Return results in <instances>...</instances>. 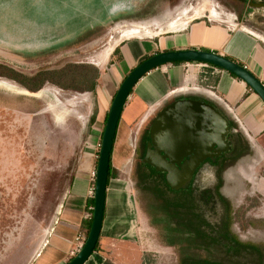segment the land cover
<instances>
[{
	"label": "rangeland",
	"instance_id": "rangeland-1",
	"mask_svg": "<svg viewBox=\"0 0 264 264\" xmlns=\"http://www.w3.org/2000/svg\"><path fill=\"white\" fill-rule=\"evenodd\" d=\"M249 1L0 0V65L26 75L66 63H90L98 69L93 91L64 89L46 82L40 96L19 93L14 89L21 87L18 82L0 76V82L5 83L0 84V264L31 263L75 172L80 165H90L88 152L93 154L90 162L96 164L113 93L138 62L162 51H152L128 63L122 51L128 44L123 43L126 37L122 34L139 25L148 36L162 33L169 38L168 25L172 22L181 23L198 9L202 14L194 19L206 20L208 9L214 8L218 14L214 23L224 26L223 20L232 13L230 25H249L264 33V9H252ZM184 27L180 25L175 31L179 33ZM182 64L167 63L146 74L139 91L147 94L146 87L153 88L148 103L136 116L122 117L111 163L119 187L125 190L126 205L132 209L131 213L124 206L122 214L124 219L128 218L126 214L132 216L133 230L109 241V247L102 245L109 260L116 256L117 264H180L175 246L164 241L171 230L163 229L166 223L160 219L164 212L160 202L177 194L167 191L160 176L138 186L136 166L140 161L139 138L153 115L144 122L142 117L149 107L159 108L181 94L170 93L164 98L169 89L181 87V72L186 71L180 69ZM173 67L179 71H170ZM169 74L177 77L173 84L166 85ZM206 82L200 71L195 85L206 87ZM184 94L207 98L196 90ZM237 130L233 129L232 138L244 147L245 138ZM230 157L226 158L224 172L198 174L186 201L195 205L194 212L206 223L201 228L211 238L221 239V233L229 232L242 242L264 244V154L251 148L236 160L234 152ZM212 187L216 188L215 196L207 201L205 195ZM164 207L168 208L166 204ZM225 245L213 242L194 251L199 258L217 264H256L252 255L238 258L234 250L227 252Z\"/></svg>",
	"mask_w": 264,
	"mask_h": 264
},
{
	"label": "crops",
	"instance_id": "crops-1",
	"mask_svg": "<svg viewBox=\"0 0 264 264\" xmlns=\"http://www.w3.org/2000/svg\"><path fill=\"white\" fill-rule=\"evenodd\" d=\"M215 9H208L210 15L207 16L206 20L194 19L202 14V12L197 14V11H201V9H198L191 16L185 17L181 23L179 21H176L177 23L172 22L171 25H168V27L170 26L168 30L171 33L169 38L161 36L163 35L162 33H156L154 36L146 38H125L123 43L125 42L128 45H124L122 51L128 60L127 62L129 63V61L136 58L140 59L145 54L156 50L188 47L206 48L244 65L264 84V33L249 25H236L235 22H233L235 25H230L229 21L234 18L232 13L227 16V20H223L226 23L224 26L216 24L212 21L218 20L217 18H212L213 16H218ZM183 24H185V27L177 33L175 30ZM142 33L145 34V32ZM109 56L110 54H108L106 60ZM197 63L185 62V64L183 63L182 66H179L181 67L180 69H186L185 72H181V87L169 89L164 98L172 95L170 93L179 92L184 94L187 91L196 90L207 98L215 100L236 121L239 130L251 144L250 150L252 148V150L255 149L264 154V103L260 97L243 80L234 77L228 71L214 66L205 69L203 67H206V63ZM160 67L162 68L164 65ZM170 71L177 72L179 69L173 67ZM200 71L204 73V78L209 82L206 87H198L194 83ZM176 77L174 74H169L166 85L173 84ZM143 79H140L135 85L123 107L116 129L115 141L124 114L129 117L136 116L143 105L148 103L147 98L151 97L153 93V88L150 85L146 87L147 94L139 91L140 83ZM152 109L153 106L149 107L148 112L143 115L142 119L148 113H151ZM114 143L111 161L114 154ZM86 155L90 165H80L75 172L49 224V229L47 228L48 233L43 237L33 253L30 264H65L71 255L78 251L79 244L84 242L91 217L89 205L91 195H89L88 190L94 186L91 172L95 171L96 167L95 163L90 162L93 154L88 152ZM116 180V177L111 178L107 185L105 211L98 239L99 249L94 251L84 264H102L109 256L105 253L104 248L105 246L109 247L110 244L112 245L109 241L117 239L123 234L132 233V216L130 217V214H126L128 218L124 219L123 215L125 213L124 206L128 205L125 190L119 187ZM126 211L132 213L131 206ZM104 244L105 246L103 247L102 245ZM116 259L115 256V259L110 261L117 264Z\"/></svg>",
	"mask_w": 264,
	"mask_h": 264
},
{
	"label": "water",
	"instance_id": "water-1",
	"mask_svg": "<svg viewBox=\"0 0 264 264\" xmlns=\"http://www.w3.org/2000/svg\"><path fill=\"white\" fill-rule=\"evenodd\" d=\"M175 61L208 63L226 70L243 80L264 103V84L261 80L244 65L211 50L198 47L167 49L153 52L138 62L125 75L111 100L95 167L91 225L82 246L65 264H84L98 242L103 223L114 136L131 91L150 71ZM228 132V120L205 100L193 98L173 100L160 110L151 124L150 141L143 161L156 166L157 169L167 171L165 181L170 188L184 187L191 178L192 170L208 155L210 147L217 145L216 150L220 151L227 146L225 136ZM199 149L203 150L202 154H197ZM188 153L193 155L182 166L184 172L174 173V162H180V158Z\"/></svg>",
	"mask_w": 264,
	"mask_h": 264
},
{
	"label": "trees",
	"instance_id": "trees-1",
	"mask_svg": "<svg viewBox=\"0 0 264 264\" xmlns=\"http://www.w3.org/2000/svg\"><path fill=\"white\" fill-rule=\"evenodd\" d=\"M202 49L208 50L206 48H202ZM114 51H118V49L115 48ZM189 62H192V61H189ZM193 62H196V61H193ZM171 63L180 64V63H185V61H175ZM208 65L217 67L212 64H208ZM230 74L233 75L234 77H237L232 73ZM0 76L15 80L22 87H24L30 92H35V91L38 92L39 90H41V87L46 82L55 84L58 87H61L64 89H72L76 91H93L96 85V80L98 78V69L96 66L90 63H66L65 65L57 69H41L35 72L34 74L26 75L8 66L0 65ZM206 101L212 102V100L210 101V99L209 100L206 99ZM220 111L227 117L231 127L238 129L237 132L239 133V136L243 135L241 130H239V127L236 121H234V119L231 118L222 107H220ZM106 117H107V114H106ZM106 117H105V121H106ZM93 119L94 117L92 116L91 120ZM243 137L245 138V139L242 138L243 139L242 141H244V147L240 145L241 144L240 141H237V143L233 144L230 148V150L235 153V157L233 160H236V158L246 154L250 150L249 141L246 139L244 135ZM147 139H148V129L145 131V134L143 135V141ZM114 141H115V136H114ZM111 154H112V150H111ZM140 157H141V154H140ZM96 163H97V158H96ZM140 167H141V164H139L136 169L137 171L136 175H138L140 179L139 183L137 182L138 186L146 184V181L151 176L148 172L147 173L142 172ZM115 177H116V169L113 168L112 163H111V157H110L107 185L109 183V180ZM161 182L164 184L165 187L168 188V184L165 182L162 176H161ZM93 184H94V181H93ZM144 188L147 189V186H145ZM157 190L159 189L157 188ZM190 197H191L190 194L189 195L185 194L184 196L179 197V199L184 198L187 200L188 198L190 199ZM165 201L166 199L164 200L163 203L160 204L162 211H164V212H161L160 219H162L166 223L163 229L165 228H167L168 230L170 229L171 233L167 234L168 239L166 238V240L164 241L168 245L175 246V249L177 253L179 254L180 264H217L216 262L211 261L210 259L199 258V255L194 251V250H199L201 248H208L209 245L213 244V242L226 244L225 246H226L227 252L234 250V254L236 256H239L238 258L240 257L246 258V256L252 255L254 259H256V264H264V244L242 242L236 236L231 235L229 232L221 233V239L217 238L216 236L211 238L208 232H206V230H204L203 227L201 228V225L204 226L206 224L203 219H201V223L200 224L198 223V225L196 226L190 220L189 216L191 212H190L189 206L186 207L185 204H183L182 206L184 210H182L181 208H179L180 204L177 205L178 203H176V208H173V209L165 208L164 207V205L166 204ZM188 202L191 203L190 200ZM89 205H90L91 217H90V223L88 224L86 234L89 231L91 220H92V211H93V205H94L93 195L91 196L89 200ZM227 208H228V205H227ZM104 211H105V207H104ZM186 212L189 215L186 214ZM226 224L227 223L225 222L224 226ZM98 249H99V241L97 242L94 248V251H97ZM102 264H113V263L109 259H105L102 262ZM218 264H225V263L222 262ZM230 264H232V262Z\"/></svg>",
	"mask_w": 264,
	"mask_h": 264
},
{
	"label": "flooded vegetation",
	"instance_id": "flooded-vegetation-1",
	"mask_svg": "<svg viewBox=\"0 0 264 264\" xmlns=\"http://www.w3.org/2000/svg\"><path fill=\"white\" fill-rule=\"evenodd\" d=\"M248 5L252 8V9H255V10H261V9H264V0H250L248 2ZM180 91V90H179ZM179 98H193V99H202V100H205L208 99V98H204V97H199V96H196V95H191V94H180V95H176L174 98H172L171 101L167 102V103H164L162 104L159 108H154L152 109L151 113H148L145 118L142 119V121L144 122L145 120H148V117H150L151 115L152 118L149 122V125L144 129L143 133L141 134L140 138H139V156L141 154V157H140V162H138V165L141 164V171L142 172H148L151 176L149 178H152L154 176H162L165 180V175L167 174V171L165 170H160V169H157L156 166L154 165H151V164H148L146 162L143 161V157L146 153V150H147V145L150 141V127H151V124L153 123L155 117L158 115V113L160 112V110L166 106L167 104H169L170 102H172L173 100H176V99H179ZM209 100V99H208ZM211 101V100H210ZM208 102V101H206ZM209 104H211L215 109H217L219 112L220 111V105L217 104L216 102L212 101V102H208ZM155 109V110H154ZM222 113V112H221ZM223 114V113H222ZM223 116L227 119V117L223 114ZM228 120V119H227ZM228 124H229V132L226 134L225 136V141L227 143V146L224 148H222L220 151H217V145H213L212 147H208V155H206L205 157H203V159L195 166V168L192 170V173H191V178L189 180V182H187L185 184L184 187H181V188H178V189H172L168 186V188L166 187L167 191L171 194H177L173 199H170V200H167L165 201L166 205L168 208L170 209H173V208H176V203H178L177 205L180 204L179 208L183 209V204H185V206H189L190 208V212H191V216H190V220L196 225H198V223L200 224L201 223V218L199 215L196 214V212H194V207L195 205H193V203L190 205L188 204V201L186 202V199H179V197L181 196H184L185 194L186 195H189L190 196L192 195V187H193V183H194V180L196 178V176L198 174H202V173H209V174H220L222 172H224V168H225V163H226V158L229 157V159H231L230 155L233 153V151L230 150L231 146L233 144H235L237 141L239 140H236V139H233V129L229 123V120H228ZM148 129V139L143 141V135L145 134V131ZM151 148H152V145H151ZM203 150H198L197 151V154H202ZM193 155V153H188L186 155H184L182 158H180V162H174V173H181L182 171L184 172V169L182 168V166H184V163L186 160H188L190 158V156ZM167 161H169V159H167ZM144 164H142V163ZM171 163V162H170ZM138 165L136 166V169L138 167ZM166 182V181H165ZM156 191V192H155ZM215 191H216V188L212 187L210 188L209 190H207V194L205 195L207 199V201H211V198H214L215 196ZM154 194H155V197H157V193L159 192V190H154ZM161 201V200H160ZM161 204V202H160ZM178 207V206H177ZM192 210V211H191ZM193 218V219H192Z\"/></svg>",
	"mask_w": 264,
	"mask_h": 264
},
{
	"label": "bare ground",
	"instance_id": "bare-ground-1",
	"mask_svg": "<svg viewBox=\"0 0 264 264\" xmlns=\"http://www.w3.org/2000/svg\"><path fill=\"white\" fill-rule=\"evenodd\" d=\"M207 4H205L204 6H206ZM188 10V9H187ZM186 10V11H187ZM199 12H197V14H198ZM196 15V14H195ZM212 18H217V17H212ZM177 23V22H176ZM171 25V24H170ZM176 26V25H175ZM170 27V26H169ZM168 27V28H169ZM172 28V27H171ZM170 29V28H169ZM126 30V29H125ZM145 35H147V34H143L142 33V31L140 30V26L139 25H133V27L132 28H130V29H128V30H126L123 34H122V37H126V38H131V37H140V38H142V36H145ZM148 36V35H147ZM121 37V36H120ZM107 52L109 51V49L108 50H106ZM106 52V53H107ZM0 84H3L2 82H0ZM5 84V83H4ZM3 84V85H4ZM17 92H19V93H22V94H26V95H33V96H40L41 94H42V92H43V90H39L38 92L37 91H35V93H30V92H28V91H26L22 86L20 87V86H17L16 88H14ZM150 112V111H149Z\"/></svg>",
	"mask_w": 264,
	"mask_h": 264
},
{
	"label": "built area",
	"instance_id": "built-area-1",
	"mask_svg": "<svg viewBox=\"0 0 264 264\" xmlns=\"http://www.w3.org/2000/svg\"><path fill=\"white\" fill-rule=\"evenodd\" d=\"M206 65H207V64H206ZM91 176H92L93 179H95V171H92V172H91ZM88 192H89V195L92 196V195H93V192H94V186L90 187L89 190H88ZM82 244H83V242H81V243L79 244V249H80V247L82 246ZM79 249H78V250H79Z\"/></svg>",
	"mask_w": 264,
	"mask_h": 264
}]
</instances>
